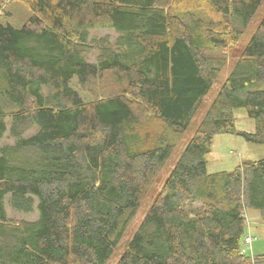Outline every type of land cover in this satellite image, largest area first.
Instances as JSON below:
<instances>
[{
	"label": "trees",
	"instance_id": "16d2710c",
	"mask_svg": "<svg viewBox=\"0 0 264 264\" xmlns=\"http://www.w3.org/2000/svg\"><path fill=\"white\" fill-rule=\"evenodd\" d=\"M15 1L31 16L0 22V264H106L262 0ZM261 80L264 15L115 264L264 263L241 250L264 158L206 170L215 134L264 144Z\"/></svg>",
	"mask_w": 264,
	"mask_h": 264
},
{
	"label": "rangeland",
	"instance_id": "374dc122",
	"mask_svg": "<svg viewBox=\"0 0 264 264\" xmlns=\"http://www.w3.org/2000/svg\"><path fill=\"white\" fill-rule=\"evenodd\" d=\"M0 22L3 24H9L15 28L21 27L24 22L31 16V11L23 4L15 0H0ZM264 15V0H262L260 6L255 12L252 20L247 26L246 32L241 36L238 43L232 48L220 50L216 53L219 56H223L226 61L225 65L219 73L216 81L211 86L210 90L200 103L195 114L190 120V123L184 133L179 137L178 143H176L173 152L164 165L163 169L156 178L154 185L150 189L148 195L142 202L140 209L138 210L136 216L129 224L124 236L122 237L120 244L114 250L111 258L106 264H115L119 255L122 253L126 246L127 240L131 237L132 233L136 230L139 222L143 218L147 208L152 202L155 195L160 190L165 177L167 176L169 170L173 166L175 159L179 156L182 149L185 147L187 142L192 137L194 130L197 127L198 122L205 114L207 108L209 107L212 99L217 94L221 84L224 79L229 74L233 64L239 57L240 53L248 43L251 33L256 29L257 25L261 21ZM98 36L103 34L114 35L111 31L99 30L93 32ZM93 56V54H90ZM249 90H264V80L254 82L248 86ZM84 98H88L87 94H83ZM232 117L234 119L235 128L237 130L252 133L254 132V121L249 118L246 114L244 108H235L232 110ZM160 126V125H159ZM161 128V126H160ZM32 131V130H30ZM29 131V132H30ZM7 141H10L8 139ZM264 158V144H256L246 141L243 137L237 134H215L213 137V143L211 151L206 155V170L208 173L220 172V171H231L236 166L240 165L243 161L247 160H259ZM246 212V219H244V234H250L255 237L252 242L251 247L243 244L241 241L242 251L248 255H258L264 253V224L261 221L260 215L257 211H252L248 208L244 210ZM8 214L13 216L12 211L8 207ZM18 217H24L27 219H32L36 217V214L19 215ZM264 264V263H260Z\"/></svg>",
	"mask_w": 264,
	"mask_h": 264
},
{
	"label": "built area",
	"instance_id": "2783aa9c",
	"mask_svg": "<svg viewBox=\"0 0 264 264\" xmlns=\"http://www.w3.org/2000/svg\"><path fill=\"white\" fill-rule=\"evenodd\" d=\"M243 219H246V212L245 211H243ZM254 239H255V237H252L250 234L243 235V237H242L243 244H245L248 247H251L252 242L254 241Z\"/></svg>",
	"mask_w": 264,
	"mask_h": 264
}]
</instances>
